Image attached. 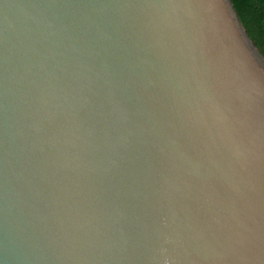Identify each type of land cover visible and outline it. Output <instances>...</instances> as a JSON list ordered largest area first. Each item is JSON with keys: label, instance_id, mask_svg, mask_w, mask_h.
Listing matches in <instances>:
<instances>
[{"label": "water", "instance_id": "obj_1", "mask_svg": "<svg viewBox=\"0 0 264 264\" xmlns=\"http://www.w3.org/2000/svg\"><path fill=\"white\" fill-rule=\"evenodd\" d=\"M0 264H264L230 0H0Z\"/></svg>", "mask_w": 264, "mask_h": 264}, {"label": "trees", "instance_id": "obj_2", "mask_svg": "<svg viewBox=\"0 0 264 264\" xmlns=\"http://www.w3.org/2000/svg\"><path fill=\"white\" fill-rule=\"evenodd\" d=\"M248 37L264 58V0H230Z\"/></svg>", "mask_w": 264, "mask_h": 264}]
</instances>
